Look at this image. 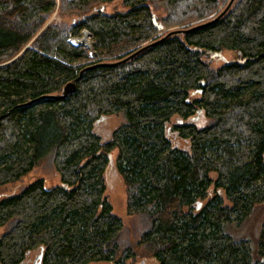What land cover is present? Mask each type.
Listing matches in <instances>:
<instances>
[{
	"label": "trees",
	"instance_id": "1",
	"mask_svg": "<svg viewBox=\"0 0 264 264\" xmlns=\"http://www.w3.org/2000/svg\"><path fill=\"white\" fill-rule=\"evenodd\" d=\"M111 1L0 0V185L46 157L60 178L0 199V264H27L35 251L39 264H129L140 253L157 264H264V221L253 244L226 231L264 201V0H236L211 25L86 71L64 99L25 106L228 2L124 0L128 9L107 14ZM57 5L77 19L47 24ZM82 30L90 50L68 41ZM223 51L235 60L213 67L209 54ZM118 114L103 141L95 121ZM198 114L205 125L191 120ZM113 150L127 213L147 223L132 244L104 196Z\"/></svg>",
	"mask_w": 264,
	"mask_h": 264
},
{
	"label": "rangeland",
	"instance_id": "2",
	"mask_svg": "<svg viewBox=\"0 0 264 264\" xmlns=\"http://www.w3.org/2000/svg\"><path fill=\"white\" fill-rule=\"evenodd\" d=\"M227 0H221L219 8L226 2ZM147 3L148 0H147ZM58 4V3H57ZM59 5L56 6L53 14L51 17H49L47 24L51 22H57V23H66L71 24L72 21L77 19V15L74 13H70L67 15H60L59 14ZM104 9L107 14H112L114 11H122L128 9V6L126 5L124 0H113L111 2L104 4ZM150 10L156 20H160L161 18L165 17V12L163 9H157L150 5ZM60 15V17L58 16ZM61 23V24H62ZM161 25L160 23H158ZM162 27V25H161ZM175 28H166L164 30H161L158 32L159 34H164L165 32L176 29ZM83 34H88V39H84ZM73 38V37H72ZM76 40H84L83 44L81 45L86 49L90 50V45L92 42L91 35L87 30H82L79 34V36L74 37ZM34 39H32L33 41ZM30 42L26 47H29ZM92 52H89V55L91 56ZM223 56L226 60H235V55L228 51L222 52ZM211 62V65L213 67L220 66L223 62L221 60L213 59L210 60L207 58V61ZM194 123H196L198 126L205 125L208 120L205 119L202 115L198 114L194 116L192 119ZM122 115H112V116H106L103 117L94 123V132L103 140L107 141L110 138V134L114 129H116L122 122H123ZM173 141L176 139L172 138ZM116 150H113L111 152V160L108 166L105 168L103 177L105 182V193L104 196L110 203L112 207V212L120 217L123 224V230L121 235V240L128 244H132L137 241L138 236L140 233L147 227L146 221L138 215H129L127 213L126 204H127V198H126V188L123 183L122 177L119 175L115 168V158H116ZM43 180L45 189H50L56 185L59 184V175L53 168V165L49 158H43L38 167L34 168L32 171L21 177L18 181L6 185H0V199L11 195L18 193L23 187L27 186L30 183H33L37 180ZM224 203H228L225 199L224 195H222ZM264 221V201L260 204L256 205L253 210L250 212L247 219L239 226L234 227L233 225L227 226L226 231L236 239H245L249 241V243L253 244L254 241L258 238L259 232H260V226L261 223ZM2 230L0 231V233ZM142 252V251H140ZM38 251H35L30 254L28 259L26 260L27 264H32L34 259L37 257ZM129 264H157L156 261L151 258L150 256L146 254L136 255L135 260L132 262H128ZM91 264H110V263H99L94 262Z\"/></svg>",
	"mask_w": 264,
	"mask_h": 264
},
{
	"label": "water",
	"instance_id": "3",
	"mask_svg": "<svg viewBox=\"0 0 264 264\" xmlns=\"http://www.w3.org/2000/svg\"><path fill=\"white\" fill-rule=\"evenodd\" d=\"M235 1L236 0H228L226 5L224 6V8L216 16H214L212 19H210V20H208L206 22H203V23L195 24V25L190 26L188 28L171 29V30L167 31L160 39H157L155 41H152V42H149V43H146V44L140 46L139 48H137L136 50H134L133 52H131L130 54H128L127 56H125L124 58H122L120 60L112 61V62L95 63L93 65L86 66L85 68H83L79 72L78 77L76 79L66 83L63 86L60 95H58V96H55V95L42 96V97H40V98H38L36 100L29 101V102L25 103L24 105L28 106V105L34 104V103H36L38 101L46 100V99H64L65 97H67L70 93H72L75 90L76 81L86 71H89V70H92V69H96V68H100V67H116V66L122 65V64L130 61L132 58H134L138 54L142 53L146 49L156 45L157 43H159V42H161V41H163V40H165V39H167L169 37H172V36H175V35H185V34H188L190 32H193V31H195L197 29H200V28H203L205 26L211 25L214 22L218 21L230 9V7L233 5V3ZM100 10H102V7H100ZM157 29L161 30L162 29L161 25L157 24ZM209 58L210 59L221 60L223 63H227L228 62L225 59V57L221 53H218V52L209 54ZM237 61L239 62V64H243L245 62V59L242 60V61L238 59ZM39 259H40V255L37 257V260H35L32 264H39Z\"/></svg>",
	"mask_w": 264,
	"mask_h": 264
},
{
	"label": "bare ground",
	"instance_id": "4",
	"mask_svg": "<svg viewBox=\"0 0 264 264\" xmlns=\"http://www.w3.org/2000/svg\"><path fill=\"white\" fill-rule=\"evenodd\" d=\"M84 35V39L87 38L88 39V34H83ZM84 40H73V43L76 45H81V43L83 44Z\"/></svg>",
	"mask_w": 264,
	"mask_h": 264
},
{
	"label": "built area",
	"instance_id": "5",
	"mask_svg": "<svg viewBox=\"0 0 264 264\" xmlns=\"http://www.w3.org/2000/svg\"><path fill=\"white\" fill-rule=\"evenodd\" d=\"M73 40H76V38H72V37H69L68 38V41L73 45V46H78L76 44L73 43Z\"/></svg>",
	"mask_w": 264,
	"mask_h": 264
},
{
	"label": "flooded vegetation",
	"instance_id": "6",
	"mask_svg": "<svg viewBox=\"0 0 264 264\" xmlns=\"http://www.w3.org/2000/svg\"><path fill=\"white\" fill-rule=\"evenodd\" d=\"M238 60V59H237Z\"/></svg>",
	"mask_w": 264,
	"mask_h": 264
}]
</instances>
